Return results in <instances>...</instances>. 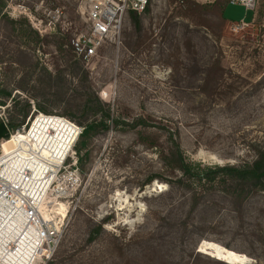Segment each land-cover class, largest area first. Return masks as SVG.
I'll use <instances>...</instances> for the list:
<instances>
[{"label":"rangeland","instance_id":"rangeland-1","mask_svg":"<svg viewBox=\"0 0 264 264\" xmlns=\"http://www.w3.org/2000/svg\"><path fill=\"white\" fill-rule=\"evenodd\" d=\"M5 1L17 23H0V79L12 91L0 122L15 132L43 113L80 126L87 107L99 119L96 97L114 119L81 146L79 179L66 177L63 196L49 199V184L38 181L45 201H55L62 240L51 260L36 264H264V191L231 198L225 189H200L208 192L186 231L173 222L191 200L176 195L179 172L166 159L170 133L195 165H243L264 150V0L240 30L234 24L251 13L229 0H152L147 12L126 16L120 42L87 63L72 49L88 31L82 0ZM45 120L1 140L0 154L19 137L48 163L46 143L74 129ZM136 120L151 126L134 128ZM169 214L174 221L163 223Z\"/></svg>","mask_w":264,"mask_h":264},{"label":"built area","instance_id":"built-area-1","mask_svg":"<svg viewBox=\"0 0 264 264\" xmlns=\"http://www.w3.org/2000/svg\"><path fill=\"white\" fill-rule=\"evenodd\" d=\"M152 0H82L86 8V22L88 31L80 34L72 41L74 53L84 62H89L95 57L103 46L109 42H120L123 23L129 13L142 14L146 12ZM231 5H240L246 12L255 13L258 0H229ZM249 22L240 21L234 24V30H240L247 26ZM102 99L109 96V92H101ZM47 116L60 117L74 129L75 138L70 135L71 140L67 142V147L59 148V153L50 156L47 166L50 168L45 172L44 183L49 184L47 197L51 193H57L58 197L67 192V185L63 187L68 176L73 185L77 184L78 157L75 149L83 127H80L61 115L47 114ZM34 120L27 128L23 126L15 132L9 129L10 136L20 131L30 133ZM55 130H53L54 132ZM73 137V138H72ZM19 153H17L18 155ZM4 154H0V214L2 212L11 213L12 216L21 213L24 217V225L19 233V241H25V249L28 251V259L32 264L46 262L53 258L61 240V227L52 216V211L47 219L41 208L42 200L39 191L33 188L31 179L34 178L28 165L18 169L13 167L10 171L9 161L15 159V153L11 157L1 159ZM25 162L27 159L20 156ZM39 158V157H38ZM32 159H34L32 157ZM9 168L6 169V166ZM59 186V187H58ZM64 189V190H63ZM54 200V199H53ZM9 248L19 249L18 242H11Z\"/></svg>","mask_w":264,"mask_h":264},{"label":"trees","instance_id":"trees-1","mask_svg":"<svg viewBox=\"0 0 264 264\" xmlns=\"http://www.w3.org/2000/svg\"><path fill=\"white\" fill-rule=\"evenodd\" d=\"M7 6L5 0H0V23L7 22L11 24L17 23L16 20L10 18V16L4 11ZM149 7V6H148ZM148 11V8L146 12ZM134 15V13H132ZM37 34V33H36ZM39 37V35L37 34ZM40 39V38H38ZM30 61V67L36 69L39 65L38 62H33L32 59ZM45 69V68H44ZM50 78L52 79V75L50 74ZM53 80V79H52ZM22 88V87H19ZM12 97V91L7 89L4 78L0 79V105L6 106L7 101ZM96 113L95 116H100L99 119H94L93 117H88V107L85 112L87 113L86 118L79 122V125L83 127V132L81 133L79 140L76 145V151L80 154L81 146L85 144V142L90 139L96 137L100 131H105L109 128L107 119H113L111 112L109 109H105L102 101L99 97H96ZM14 100V99H13ZM85 104L87 106L92 104L91 99H86ZM41 109L40 105L38 104ZM28 112H25L27 115ZM40 117V119L50 120L51 118H60L56 116L49 117L47 114L40 113L36 117ZM36 117L32 119V121H36ZM50 118V119H49ZM114 120V119H113ZM127 124V123H126ZM10 127L14 128L16 125L14 123L9 124ZM132 127H149L146 121L136 120L131 124ZM171 137V146L166 155L167 164L174 171L179 172L177 178H175V183L178 184V188L176 189V195L179 192H182V196L185 201L191 200V207L188 213L183 216L177 217L178 219L173 222L174 218L169 214L168 216H163L162 222H180V224L187 231L188 220L190 218L191 211L195 209L196 206L200 203V201L205 198L206 193L200 189H212L213 187H217L220 189H225L224 193L231 198H236L245 194L246 192L253 191H264V150H259L256 158L251 163H246L243 165L237 164H224L218 166H203L202 164L195 165L191 162H188L185 158L184 152L182 150L181 144L173 138V134L170 133ZM171 188H173L172 181H168ZM235 189L237 191H235ZM175 189H171V194L174 193ZM181 202V201H180ZM173 218V219H172ZM94 237V235H93ZM196 248H194L195 252Z\"/></svg>","mask_w":264,"mask_h":264},{"label":"bare ground","instance_id":"bare-ground-1","mask_svg":"<svg viewBox=\"0 0 264 264\" xmlns=\"http://www.w3.org/2000/svg\"><path fill=\"white\" fill-rule=\"evenodd\" d=\"M51 119L52 121H57L56 118H51ZM68 127H69V124H68ZM70 127L72 126L70 125ZM63 133L64 135L67 134L66 131H64ZM73 137L75 138L74 133H73ZM69 140H71L70 137H68L67 139L60 138V140L50 139L46 143L45 149L47 152L50 153V155L58 154L60 151L59 148L67 147V142ZM14 153H15V159H11L9 161L10 166H12L10 168V171H12L13 167L21 169L25 167L26 165H28L30 168L33 169L32 174L34 178L31 179V182L33 184V188L39 191L40 198L43 201L41 208L43 210L44 216L48 219L50 217L48 212L53 210L52 205L55 203V201H52V202L45 201L44 190L39 189L38 181L42 179V177L44 176L46 172V169H49L50 167H47L46 162L41 161V158L35 152V144H33L31 140L25 141L19 137H14L5 146V155L1 159L3 160L7 157H11ZM17 153L19 154L17 155ZM20 156L25 157L27 161L25 162V160H23ZM32 157L34 159H32ZM8 168H9V165L6 166V169ZM59 204H60V207L57 208V210L59 211L60 214L64 216L66 214L65 206L63 203L59 202ZM23 225H24V217L21 213L15 214L14 216H12L11 213H6V212H2L0 214V261L2 263L4 264H32L29 261L30 259H28L29 257L28 251L24 247L25 241L24 240L19 241L20 239L19 233ZM11 242H18L20 250L15 251L14 248L10 249L9 246H11Z\"/></svg>","mask_w":264,"mask_h":264},{"label":"water","instance_id":"water-1","mask_svg":"<svg viewBox=\"0 0 264 264\" xmlns=\"http://www.w3.org/2000/svg\"><path fill=\"white\" fill-rule=\"evenodd\" d=\"M10 136L9 128L6 122L1 121L0 122V142L3 139H8Z\"/></svg>","mask_w":264,"mask_h":264},{"label":"crops","instance_id":"crops-1","mask_svg":"<svg viewBox=\"0 0 264 264\" xmlns=\"http://www.w3.org/2000/svg\"><path fill=\"white\" fill-rule=\"evenodd\" d=\"M229 2V1H228ZM226 6V5H225ZM225 7H224V9H223V16H224V18L226 19V20H228L226 17H225ZM248 13V15H249V12H247ZM255 13H251V16H250V19L248 20V19H246V18H241V21L243 20V21H247V22H249V21H252V19H254L255 18ZM229 21V20H228Z\"/></svg>","mask_w":264,"mask_h":264}]
</instances>
